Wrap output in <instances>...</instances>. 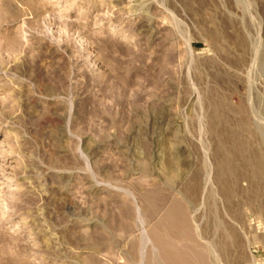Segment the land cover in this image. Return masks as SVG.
Listing matches in <instances>:
<instances>
[{"label": "rangeland", "instance_id": "rangeland-1", "mask_svg": "<svg viewBox=\"0 0 264 264\" xmlns=\"http://www.w3.org/2000/svg\"><path fill=\"white\" fill-rule=\"evenodd\" d=\"M0 264H264V0H0Z\"/></svg>", "mask_w": 264, "mask_h": 264}]
</instances>
